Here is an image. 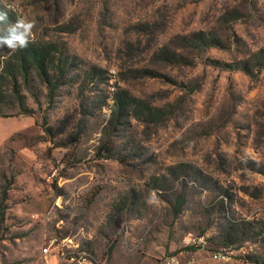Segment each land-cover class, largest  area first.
<instances>
[{
	"label": "rangeland",
	"instance_id": "374dc122",
	"mask_svg": "<svg viewBox=\"0 0 264 264\" xmlns=\"http://www.w3.org/2000/svg\"><path fill=\"white\" fill-rule=\"evenodd\" d=\"M5 10L0 29L34 21L29 42L52 52L53 88L31 66L15 82L4 69L17 70L18 48L0 46V117L39 128L40 170L71 199L61 232L78 233L94 193L87 220L103 223L82 251L96 264H264V70L239 68L264 49V0H0ZM119 95L131 100L121 118ZM14 159L0 150V200Z\"/></svg>",
	"mask_w": 264,
	"mask_h": 264
},
{
	"label": "crops",
	"instance_id": "0c3cea01",
	"mask_svg": "<svg viewBox=\"0 0 264 264\" xmlns=\"http://www.w3.org/2000/svg\"><path fill=\"white\" fill-rule=\"evenodd\" d=\"M39 134L40 130L32 118L6 120L0 117V150H10L15 159L9 163L20 166L0 200V223L12 232L7 239L0 236V264H42V248L50 243L55 229L63 234L59 239L82 245V250L94 247V241L99 237L97 230L98 225L103 223V214L99 219L87 220L99 194L91 203L92 194L81 200V214L75 218V224L80 226L78 233L61 232L66 222L59 214H66L71 199L64 193H55L40 170L34 150L40 144L32 147L33 139ZM61 207H65L64 210ZM47 262L56 264L57 261L55 256L50 255Z\"/></svg>",
	"mask_w": 264,
	"mask_h": 264
},
{
	"label": "trees",
	"instance_id": "16d2710c",
	"mask_svg": "<svg viewBox=\"0 0 264 264\" xmlns=\"http://www.w3.org/2000/svg\"><path fill=\"white\" fill-rule=\"evenodd\" d=\"M15 57H17V60L20 63L17 65L18 71L14 68L11 69V64L6 63V66L4 69L5 74L9 73L13 77L15 82H17V79L20 76V74H22L23 71H26L28 73L29 72L28 66H31L37 69L39 73V77L42 78L43 80H46L47 84L52 85V88H53L54 85L52 84V80L50 78L52 77L51 69H52V66H54V60H53L52 52L48 47L39 46L36 43L29 42L27 47L18 48ZM239 68L244 69V70H248L249 68L251 69L259 68L260 70H264V49L252 55L250 59L247 62L243 63L242 66ZM4 73L0 75V78L3 77L2 75ZM17 93L20 97V92H17ZM20 98H21L20 104L22 107V113L31 115L33 112L25 106L24 101H22V97ZM130 101H131L130 98L124 97L122 95H119L116 98L115 106L118 109V114H119L117 116L118 118H121L124 107L126 105L129 106L131 104ZM47 132L51 138H55L59 133H63L64 130L57 129L55 132H53L52 129L48 128ZM74 141H76V138ZM107 150L108 148L106 147L100 148V153L103 151L107 152ZM100 153H98V157L100 156L102 157V154ZM54 188L56 189V186H54ZM96 196L97 194H92L89 200L90 203Z\"/></svg>",
	"mask_w": 264,
	"mask_h": 264
},
{
	"label": "built area",
	"instance_id": "2783aa9c",
	"mask_svg": "<svg viewBox=\"0 0 264 264\" xmlns=\"http://www.w3.org/2000/svg\"><path fill=\"white\" fill-rule=\"evenodd\" d=\"M186 241L192 245L204 244L203 239L197 240V238H193L191 235L186 237ZM72 244L73 243L71 241H67V240H57V239L52 240L49 243V245L42 248L45 264H50L49 262H47V258L53 252L55 253V255L57 254L58 257L61 256V258L64 256V254L65 256H67V251H68L67 249H70ZM215 257L220 258L221 255L216 254ZM68 262L70 264H96V260L91 255L82 251L81 248H78L75 251H73V256L70 257ZM159 264H182V263L178 257L170 256V257H166L163 261L159 262Z\"/></svg>",
	"mask_w": 264,
	"mask_h": 264
},
{
	"label": "clouds",
	"instance_id": "9594fccd",
	"mask_svg": "<svg viewBox=\"0 0 264 264\" xmlns=\"http://www.w3.org/2000/svg\"><path fill=\"white\" fill-rule=\"evenodd\" d=\"M13 6L11 4L6 5V9L11 10ZM8 11H0V23L7 22ZM35 26L34 21L26 20V19H17L14 24L8 25L4 29H0V46L6 45L13 52L17 48L27 47L29 43V38L32 35V30ZM156 198L153 194L150 202H155Z\"/></svg>",
	"mask_w": 264,
	"mask_h": 264
}]
</instances>
